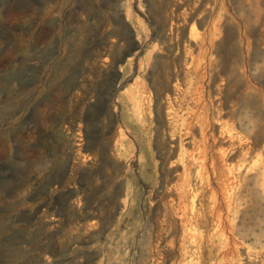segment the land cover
<instances>
[{
    "label": "rangeland",
    "instance_id": "rangeland-1",
    "mask_svg": "<svg viewBox=\"0 0 264 264\" xmlns=\"http://www.w3.org/2000/svg\"><path fill=\"white\" fill-rule=\"evenodd\" d=\"M212 24L217 40L240 43V71L237 87L207 92L215 101L228 88L221 120L244 138L264 123V0H0V264H264V181L242 186V214L224 238L211 217L193 219L184 250L182 226L162 221L161 183L179 182L181 168H168L164 92L140 63L170 26L174 39H199ZM190 145L184 156L199 159ZM195 172L200 186L207 169ZM210 204L209 193L194 203Z\"/></svg>",
    "mask_w": 264,
    "mask_h": 264
},
{
    "label": "bare ground",
    "instance_id": "bare-ground-1",
    "mask_svg": "<svg viewBox=\"0 0 264 264\" xmlns=\"http://www.w3.org/2000/svg\"><path fill=\"white\" fill-rule=\"evenodd\" d=\"M194 25L193 22L190 30L194 29ZM217 25L212 24L210 26L212 31L199 39L194 37L192 31H189L187 35L184 30L181 31L180 38L174 39L170 26L168 40L162 46H158L155 51H151L148 59L146 58V63H140V66L147 65L148 75L155 78V81L159 83V88L164 92L165 119L160 113L158 117L165 125V129L161 131L163 134L164 130L167 132L169 142L163 144V148L169 147L167 148L170 153L167 157L168 168L179 167L181 170H175L174 174L179 182L161 183L163 194L160 195V199L165 212L162 211L164 216L162 221L173 217L182 226L179 247L181 246L184 250L187 248L186 244L189 243V241L186 243L187 239L185 240V230L193 219L202 220L204 217H211L216 222L217 231L219 230L221 237H226L227 230L232 233L233 217L236 218L242 214L240 208L244 197H242V190H244L242 186L252 179L256 182L264 181V123L262 125H250L249 123L246 128L253 131L250 134L246 132L249 136L243 138L230 131L224 120H221V108L230 101L232 95L230 92L227 93V89L231 86L237 87L238 81L236 80L238 79L232 80L231 77L239 69H237L238 64L231 61V52L234 53L235 50L240 49V46L238 47L240 43H232L226 39L217 40L213 33L214 29L218 28ZM196 50L197 54L202 51L204 53L206 50L225 51L226 53L219 59L211 55L197 59L196 53L194 54ZM241 64L244 63L241 62ZM242 68V77L246 80L245 88H252L256 96L260 90L258 87L249 85L251 74ZM226 72L228 73L226 78L220 76L221 73ZM180 79L183 85L185 84V91L182 90ZM224 80L229 87L217 99L215 98L217 95H214L215 101H212L207 89L213 85L217 90H221L220 85ZM136 97L131 104L136 106L135 111H142L144 108H141L142 100H137ZM182 110H187V114L180 116L179 112ZM140 119L142 120L139 117L138 121ZM196 130L200 135L199 140L196 138ZM159 133V126H157L154 135L158 136ZM223 142L226 145H222ZM186 144L198 146L201 149L199 159L193 157L192 153L190 154L192 157L187 154L184 156L185 152L189 153L186 151ZM174 152H177L176 158L171 159ZM256 154L260 155L261 162L259 164L250 162L251 164L248 165L249 160ZM232 158L240 161L243 166V170L237 174L230 165ZM194 168L198 173L202 169H207L206 180L201 182L200 186L192 185L191 173ZM208 193L211 196V204L206 210L197 212L195 201L202 200ZM189 202L190 207H188Z\"/></svg>",
    "mask_w": 264,
    "mask_h": 264
}]
</instances>
